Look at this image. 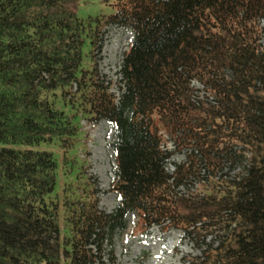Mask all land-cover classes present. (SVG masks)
Returning <instances> with one entry per match:
<instances>
[{
    "label": "trees",
    "instance_id": "16d2710c",
    "mask_svg": "<svg viewBox=\"0 0 264 264\" xmlns=\"http://www.w3.org/2000/svg\"><path fill=\"white\" fill-rule=\"evenodd\" d=\"M97 1L113 12L0 0V264H115V237L152 226L196 237L197 264H264V0ZM109 25L132 31L118 95L94 60ZM101 119L109 213L80 155Z\"/></svg>",
    "mask_w": 264,
    "mask_h": 264
},
{
    "label": "rangeland",
    "instance_id": "374dc122",
    "mask_svg": "<svg viewBox=\"0 0 264 264\" xmlns=\"http://www.w3.org/2000/svg\"><path fill=\"white\" fill-rule=\"evenodd\" d=\"M113 12L111 6L101 2L83 4L78 8V16L86 17L94 14H109ZM264 26V20L262 21ZM101 35V41L94 51V60L98 74L105 80L111 82V91L115 95L119 94V68L123 53L127 51L132 40V31L128 28H121L114 25L107 26ZM264 41V39H263ZM194 86L202 90L199 82L195 81ZM197 93V94H198ZM204 92L200 93V96ZM87 131L86 151L81 153L87 159L85 172L93 183V191L99 210L109 213L113 210L117 196L110 189V183L114 177L113 169L115 161L111 144L114 140V131L107 120L101 119L92 124L82 122ZM173 152L170 160L180 163L185 160L186 151H176L172 140H168L166 147ZM169 171L173 170L172 164H167ZM237 166L229 171L223 170L234 176L237 173ZM199 182H192L190 185L179 188L181 193L194 191ZM127 220L130 225H134L138 220L134 215H129ZM211 237L205 239L209 242ZM203 248L197 245L196 237L185 238V233L176 228L168 231L159 226H152L145 234L132 235L127 241H121L117 236L114 239L113 250L115 254V264H197L196 258L201 256ZM102 262L109 264L108 248L105 246L102 254Z\"/></svg>",
    "mask_w": 264,
    "mask_h": 264
}]
</instances>
